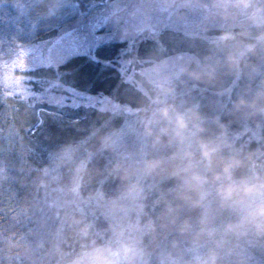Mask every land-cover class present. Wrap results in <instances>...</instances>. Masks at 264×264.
Listing matches in <instances>:
<instances>
[{
	"label": "trees",
	"instance_id": "1",
	"mask_svg": "<svg viewBox=\"0 0 264 264\" xmlns=\"http://www.w3.org/2000/svg\"><path fill=\"white\" fill-rule=\"evenodd\" d=\"M65 10L59 7L57 17H64ZM70 16L57 21L50 31H36L32 42L59 36L72 22ZM243 30L210 27L187 37L192 43H214L219 34ZM247 30L256 32L255 28ZM184 31L189 30L163 27L133 40H103L89 52L72 53L58 64L26 67L16 74L24 79L30 94L10 92L0 85V264H68L93 241L97 245L115 242L113 202L126 203L121 197L145 160H164L175 151L174 145H154V136L145 131V114L155 113L158 119L160 109L167 106L176 111L182 100L201 92L182 85V92L175 89L174 96L161 97L157 103L161 88L152 89L142 73L146 66L180 52L203 61L215 49L203 53L194 43L179 45ZM201 34L203 40L198 39ZM146 47L156 48L148 51ZM129 59L133 63L126 65ZM69 89L109 97L126 110L63 100ZM153 130L155 134L161 131L157 124ZM114 132L117 145L104 147L102 138ZM142 183L144 211L139 217L132 212L129 219L152 220L158 226L167 223L171 219L167 202L173 208L178 203L170 192L177 180L161 173ZM179 217L180 221L194 220L195 213L185 208ZM85 225L90 229L87 237L81 235ZM52 231L58 234L53 239ZM173 240L181 247L189 243L178 225L166 238L160 229L158 247L151 236L145 237L151 264H160Z\"/></svg>",
	"mask_w": 264,
	"mask_h": 264
},
{
	"label": "clouds",
	"instance_id": "2",
	"mask_svg": "<svg viewBox=\"0 0 264 264\" xmlns=\"http://www.w3.org/2000/svg\"><path fill=\"white\" fill-rule=\"evenodd\" d=\"M39 7L47 18L54 17L59 10L50 0H41ZM159 7L181 19L184 18L183 10L202 11L206 18L234 20L243 17L257 30L254 35L245 29L239 33L225 32L219 38L222 45L236 42L227 58L228 68L233 73H239L250 55L264 51V0H159ZM150 10L149 4L141 3L136 13ZM182 71L193 79L216 78V69L212 67L184 68ZM173 91L171 86H162L156 102H162L161 97ZM236 109L245 118L264 115V88L258 90L251 101L241 99ZM159 112L172 127L155 134L153 125L159 120L155 113L151 117L146 113L145 131L154 136V145H174L175 151L164 160H145L136 179L121 197L126 203L113 202L110 211L117 218L112 229L115 242L97 245L93 241L68 264H151L145 237L151 236L158 247L160 229L165 230L166 238L177 225L180 234L188 239V246L181 247L179 241L173 240L160 264H256L254 253H264V159H257L254 154L243 159L223 156L219 144L198 138L191 131L199 119L195 112L184 114L167 106ZM101 142L104 147L114 148L118 135L114 132L103 137ZM161 173L177 180L170 192L178 203L173 208L171 202H167L171 219L159 226L152 220L132 221L129 219L132 212L139 217L144 211L142 181ZM185 208L195 213L194 220L180 221L179 213ZM81 235H90L88 226L81 229Z\"/></svg>",
	"mask_w": 264,
	"mask_h": 264
},
{
	"label": "rangeland",
	"instance_id": "3",
	"mask_svg": "<svg viewBox=\"0 0 264 264\" xmlns=\"http://www.w3.org/2000/svg\"><path fill=\"white\" fill-rule=\"evenodd\" d=\"M81 1L50 0L58 8L66 9L65 18L63 15L60 18L57 15L47 18L45 11L39 7L41 0H0V85L3 89L21 94L32 93L24 84V79L16 74L23 70L17 64L21 59V52L25 53L23 60L29 68L58 64L72 53L89 52L103 40H133L140 34L154 32L163 27L182 28L189 31H184L182 37L179 35V45L194 43L192 46L203 53L215 49L203 61H198L191 53L180 52L146 66L142 73L151 81V88L173 87L174 91L162 96L163 100L174 96L175 89L182 92V85L200 88L199 94L191 95L186 101L182 100L176 110L184 114H198L196 126L191 129L196 137L219 144L221 154L225 157L236 156L243 159L254 154L257 159H264V115L245 118L236 109L241 99L251 101L256 92L264 88V51L258 50L256 55H250L239 73H233L228 68L227 58L235 49L236 42L220 44L219 38L222 34L216 36L214 43L203 40L202 34L197 35L198 39L201 37L203 40L199 44L196 41L192 43L187 37L210 27L250 29L243 17L234 20L206 18L202 11L183 10L184 18L181 19L172 12L162 10L159 0H86L80 5ZM141 3L149 4L151 10L147 13H136ZM70 15L73 16L72 22L61 30L59 36L32 42L36 31H50L57 21L67 19ZM154 48L156 47H146V50L151 51ZM194 61L196 64L191 66ZM130 63H133L132 59L125 64ZM205 66L216 69L214 80L193 79L182 71L184 68ZM154 69L158 71H153ZM68 92L62 98L69 99L71 103L95 104L119 112L126 110L125 106L106 96H94L73 89ZM157 120L160 130L172 127L162 115ZM52 232L51 239L58 236ZM254 256L256 264H264V253L256 251Z\"/></svg>",
	"mask_w": 264,
	"mask_h": 264
},
{
	"label": "snow or ice",
	"instance_id": "4",
	"mask_svg": "<svg viewBox=\"0 0 264 264\" xmlns=\"http://www.w3.org/2000/svg\"><path fill=\"white\" fill-rule=\"evenodd\" d=\"M24 55H25V53L21 52V59L17 61V64H18L20 69H26V65H25L24 60H23Z\"/></svg>",
	"mask_w": 264,
	"mask_h": 264
}]
</instances>
